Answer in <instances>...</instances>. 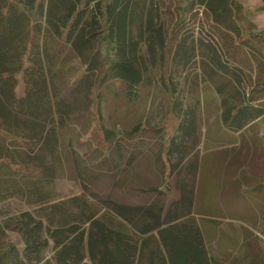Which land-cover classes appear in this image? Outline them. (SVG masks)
Wrapping results in <instances>:
<instances>
[{
    "label": "trees",
    "instance_id": "obj_1",
    "mask_svg": "<svg viewBox=\"0 0 264 264\" xmlns=\"http://www.w3.org/2000/svg\"><path fill=\"white\" fill-rule=\"evenodd\" d=\"M262 2L260 10H264ZM155 6L156 0H0V126L6 130L0 128V135L15 136L16 142L29 151V160L23 163L0 156V166L8 165L26 176H54V167L38 153L57 151V134L48 126L53 122V111L58 109L48 73L53 71L56 59L67 55L82 61V71L72 81L76 83L72 89L84 91L89 99L90 112L95 114L103 134L105 160L112 170L120 166L117 160L121 150L112 149L118 139L131 147L135 141L156 139L165 133L169 142L162 156L168 167L166 183L139 190L154 200L124 203L103 199L106 211L99 214L84 197H76L50 204L39 218L23 212L14 226L0 223V264H212L203 232L193 215V183L178 178V195L168 203L158 199L165 189H171L170 178L186 160L193 157L187 165L193 182L198 167L196 108H185L173 73L179 68L189 71L197 62L202 80L209 81L221 97L223 124L238 132L264 119V107L258 103L260 90L248 92L243 68L226 58L213 39H198L192 29L202 10L227 33V47L232 50L243 45L262 67L264 28L252 29L254 24L241 0H185L168 36L164 27L157 25ZM42 26L45 31L40 34ZM48 36L62 44L59 53L49 52L48 42L42 41ZM174 37L178 41L173 49ZM146 40L153 62L159 57L162 65L161 82L177 124L167 132L140 122L120 136V132L107 127L104 107L118 99L136 107L153 92L154 79L140 54ZM102 41L115 57L93 84L95 73L104 68ZM20 71L25 72V78L28 76L26 90L30 96L26 100L15 94V76ZM172 156L177 157L176 162L170 161ZM134 158L131 153L127 161L131 163ZM7 230L20 234L22 248L14 243L2 245ZM51 246L54 261L42 262L43 251Z\"/></svg>",
    "mask_w": 264,
    "mask_h": 264
},
{
    "label": "rangeland",
    "instance_id": "obj_2",
    "mask_svg": "<svg viewBox=\"0 0 264 264\" xmlns=\"http://www.w3.org/2000/svg\"><path fill=\"white\" fill-rule=\"evenodd\" d=\"M241 1L254 24L252 29H263L262 0ZM184 5L185 0H156L154 12L157 25H162L168 36L176 26L178 8ZM41 30L40 34L45 31L44 26ZM192 30L198 39H213L226 58L243 68L246 90H260L257 93L258 103L264 107V66H259L252 53L243 45L232 50L227 47V33L215 26L202 10ZM42 41L48 42L49 52L53 54L59 53L62 48L61 43L49 36L42 38ZM177 41L178 37L172 39L173 49ZM101 51L104 68L95 73L93 84L104 75L115 57L104 41ZM140 54L147 72L154 79L149 98L136 107L120 99L104 107L107 127L120 132V136L140 122L149 128L161 127L167 132L174 130L177 124L171 113L167 89L161 82L162 65L159 57L153 62L147 40L141 44ZM159 54L160 49L157 48V56ZM172 55L170 53L171 59ZM82 68V61L78 57L67 55L65 59H56L53 71L48 73L54 105L58 107L53 111L52 124L48 126L57 134V151L38 155L44 158L47 165L54 167V176H26L13 171L8 165L0 166L2 225L9 222L10 226H14L26 211L39 218L50 204L69 202L76 197H84L99 214L106 211L103 199L124 203L149 202L155 197L144 195L139 190L166 183L168 167L162 156L169 149V142L165 133L156 139L135 141L131 147L118 139L112 149L121 150V158L117 160L120 166L117 171L110 168L105 160L101 127L95 120V114L90 112L89 99L84 91L75 92L72 89L76 84L72 81L77 80ZM190 68L189 71L176 69L173 77L179 85L185 108H196L197 172L193 182V175L187 169L191 157L170 178L171 189H165L158 199L168 203L178 195V178L193 183V215L203 232L212 264H264V119L253 121L238 132L228 129L222 122L223 107L215 87L209 81L202 80V70L197 62ZM27 78L23 71L15 76L16 98L26 100L30 96L26 90ZM46 106V102L42 103L43 113ZM0 128L6 131L3 126ZM177 142H180V137ZM131 153L135 158L129 163L127 160ZM3 155L16 163L29 160V151L18 144L12 135L10 138L0 135V156ZM169 159L176 162L177 157ZM134 236L138 239L136 234ZM5 243L23 247L22 237L14 230L6 231L2 245ZM54 254L52 246L45 249L42 262H53Z\"/></svg>",
    "mask_w": 264,
    "mask_h": 264
}]
</instances>
